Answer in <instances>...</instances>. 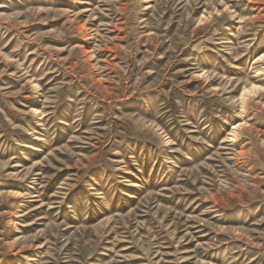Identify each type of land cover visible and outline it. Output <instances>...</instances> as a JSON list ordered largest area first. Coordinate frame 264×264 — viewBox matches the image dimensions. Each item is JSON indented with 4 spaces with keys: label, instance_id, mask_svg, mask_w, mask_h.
Instances as JSON below:
<instances>
[{
    "label": "rangeland",
    "instance_id": "1",
    "mask_svg": "<svg viewBox=\"0 0 264 264\" xmlns=\"http://www.w3.org/2000/svg\"><path fill=\"white\" fill-rule=\"evenodd\" d=\"M0 264H264V0H0Z\"/></svg>",
    "mask_w": 264,
    "mask_h": 264
}]
</instances>
